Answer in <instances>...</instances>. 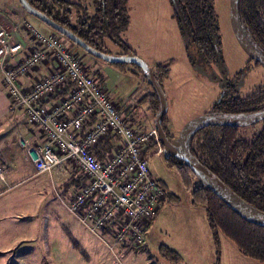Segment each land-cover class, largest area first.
Instances as JSON below:
<instances>
[{"label": "rangeland", "instance_id": "obj_1", "mask_svg": "<svg viewBox=\"0 0 264 264\" xmlns=\"http://www.w3.org/2000/svg\"><path fill=\"white\" fill-rule=\"evenodd\" d=\"M46 1L52 4V0ZM72 1H79L82 8L87 7L88 17L94 14L95 7L90 0ZM8 4L21 7L26 17L40 30L44 32L53 30L46 23L29 14L17 0H0V19L13 18L14 14L8 12ZM137 5H139L138 8ZM230 6L231 0H215V11L222 38L220 50L223 61L221 64L199 63L196 45L189 43L187 46L186 40L181 35L172 0H129L128 25L117 32L122 45L115 43L110 36L104 38V49L109 54L121 55L125 51L124 47L128 46L131 55H136L153 66L167 98L166 124L170 133L175 137L176 143L184 125L193 118L211 112L212 107L228 86H233L235 96L238 97H246L259 90H264V66L252 58L238 41L231 23ZM79 12L83 15L84 9H80ZM75 13L73 22H76L78 18V12ZM87 15L84 18H87ZM21 24L22 21L19 25ZM22 30L25 31L24 28ZM77 51L82 52L80 48H77ZM105 63L119 69L120 73L112 74L113 81L122 88V91L128 95L133 92L132 95L141 100L139 113L145 114L144 111L147 110L148 104L143 105L147 97H143L142 90L147 85L151 89L152 86L138 78L129 76L130 79L126 80V76L120 75L125 72L120 67L140 68L133 63L113 64L106 61ZM252 113L255 111L236 115ZM144 120L139 121L144 122ZM259 126V123L248 125L243 131L247 136H252L258 131ZM147 157L153 175L164 189L165 200L162 201L157 212L158 217L156 218V214L152 220L148 245L143 249L133 250L128 255L130 257L117 253V249L112 251L105 241L91 233L58 202L59 199L54 195L55 187L63 191L65 195L71 196L80 188L81 183L79 187L73 186L70 190H66L64 183L69 175L75 172L76 175L81 176V180L83 179V175L71 162L67 163V174L52 176L56 180L55 185L51 184L52 177L49 174L42 173L32 176V171L25 175L24 182L19 184L11 182L12 187L9 191H6V186L0 184V202L2 198L10 194L17 200L16 209L28 208L29 204L33 207L37 200L40 202L39 190L42 191V201L45 195L47 196L46 207L51 211L53 220H49L48 223L51 231L48 235L43 234V230L38 231V237L32 245L35 253L44 256L42 264H45L46 255L50 257L58 251L56 244L58 237L64 244V247L60 248L63 255L71 260V263L69 261L67 263L65 259L60 264H264V261L246 256L239 246L222 231H219L217 241L212 230L210 231L206 210L203 207L199 209L189 207L188 190L179 172L168 166L165 155L160 151H153ZM43 190L47 193L45 194ZM44 205L45 202L43 209ZM58 214L65 222L55 221ZM40 215L42 223L44 213L41 212ZM66 223L80 231L75 237L80 239L84 249L77 246L75 248L66 246L70 240L63 228ZM203 223L209 229L208 240L207 237H203L201 231L197 233L194 243L187 240V235L192 233L191 229L196 227L199 231ZM10 255L5 251L0 256L7 258ZM87 256H90L89 261ZM49 262L50 258L47 264Z\"/></svg>", "mask_w": 264, "mask_h": 264}, {"label": "built area", "instance_id": "obj_2", "mask_svg": "<svg viewBox=\"0 0 264 264\" xmlns=\"http://www.w3.org/2000/svg\"><path fill=\"white\" fill-rule=\"evenodd\" d=\"M23 27L35 42L25 57L21 55L26 42L0 25V73L11 111L24 110L45 142L34 144L21 133L15 135L14 142L26 150L36 174H67L68 162L78 169L83 175L80 188L66 197L55 187L56 196L112 251L129 243L145 245L152 220L165 200L146 155L152 141L160 142L158 130L137 125L125 115L64 37L40 30L27 17ZM50 56L58 69L23 89L19 77ZM67 86L68 94L46 103ZM91 118L95 120L88 127ZM111 135L118 141L110 152L99 156L101 144ZM0 180L6 182L1 163ZM52 181L56 183L53 177Z\"/></svg>", "mask_w": 264, "mask_h": 264}, {"label": "trees", "instance_id": "obj_3", "mask_svg": "<svg viewBox=\"0 0 264 264\" xmlns=\"http://www.w3.org/2000/svg\"><path fill=\"white\" fill-rule=\"evenodd\" d=\"M29 1L100 51L106 52L105 36H110L115 43L122 45L117 32L128 25L129 0H90L95 7V12L90 17H88V8H82L79 1L52 0V4L46 0ZM172 2L181 35L186 40L187 46L189 43L196 45L199 63L221 64L222 38L215 11V0H172ZM80 9H84L83 15L79 12ZM74 11L78 12L76 22H73L76 14ZM239 14L250 40L264 50V0H239ZM85 15L87 18H84ZM52 31L64 37L76 51L80 48L87 53L61 33L54 29ZM124 48L122 54H130L129 47ZM77 54L79 55L78 51ZM155 75L161 82L156 72ZM234 92L233 86H228L211 112L234 115L264 110V90L246 97L235 96ZM153 93L156 98V116L160 103L154 89ZM165 117L166 115L163 117V127L173 142L175 137L168 129ZM257 123L260 124L259 129L252 136L244 133L245 126L222 125L199 128L191 136L189 148L239 196L264 211V119ZM153 151L163 152L161 142L152 141L146 149V155ZM166 161L169 167L175 168L181 175L183 184L190 194L191 203L205 208L215 239L218 241L219 231H222L246 256L264 261V227L247 221L235 212L211 189L203 185L184 161L173 156L166 157ZM80 181L81 176L74 172L65 181L64 187L66 190H70L73 186L79 187Z\"/></svg>", "mask_w": 264, "mask_h": 264}, {"label": "crops", "instance_id": "obj_4", "mask_svg": "<svg viewBox=\"0 0 264 264\" xmlns=\"http://www.w3.org/2000/svg\"><path fill=\"white\" fill-rule=\"evenodd\" d=\"M138 6L139 5H137V8ZM143 7L144 4L142 5V8ZM147 7L149 8V6ZM7 8L9 13L14 14L13 18L12 19L6 18L5 20L0 19V25H2L9 32H11L16 38L22 39L26 42L27 44L26 51L21 55L22 57H25L26 54L35 46V42L30 37V35L27 34L28 32L26 30L25 31L22 30V28H24L23 18L26 17V13L24 11L22 12L23 9L21 7H18V5L16 4H8ZM18 18L19 20H16ZM20 21H22L21 25H19ZM78 53L83 58L90 72L99 78L102 85L109 92V95L112 98V100L116 104H118V106L121 108L122 112L125 115L127 116L129 115V117L135 124L141 125L144 128H152L153 126H155L156 98L154 96L151 87L147 85L142 90L144 94L143 97L144 98L147 97L146 102L143 105L148 104V106H147V110L144 111L145 114H143V112L139 113V111L141 110V102H140L141 100H138L136 96L132 95L133 92L130 93V95H128L127 93L122 91V88L119 87L116 84V82H114L112 79L113 73H120L119 69H116L115 67L108 65L107 63H105V61H103V59L94 57L89 53H85L83 51L82 52L78 51ZM149 66L154 71L153 66L150 64ZM120 68H122L125 71L122 72L123 74L120 75L126 76L125 77L126 80H129L130 79L129 76H131L133 78H138L144 83L147 82L144 72L141 71L140 69H137L135 67H128V68L120 67ZM57 69L58 66L54 61V58L50 56L47 59H45L43 62H41L37 67L32 69L30 72L20 76L19 84L23 89L28 90L33 86L34 82L37 79L43 78L45 75L49 74L54 70L56 71ZM68 91H69L68 86L61 89V91H59L57 95L50 96L47 99L46 103H52L61 95L68 94ZM140 119H145V120L144 122H142L143 120L139 121ZM94 120H95L94 118L88 120L87 126L90 127L93 124ZM17 133L23 134L27 139L31 140L32 143L37 145L43 144L45 142V138L43 137L41 131L39 130L38 127L32 125L29 122L24 110L11 111L10 98L3 83V76L0 73V137H1L0 163L6 169V182L0 180V184L6 186V191H9V189H11L12 187L10 185L11 182H16L18 184L24 182L25 175L31 171H32V176L39 175L36 174L32 161L26 150L21 149L14 142V138ZM117 141H118L117 136L115 135L108 136L101 144V149L98 152V155L102 157L105 153L110 152ZM66 173H68V169ZM71 175L72 173L69 175V177ZM81 182L82 180L80 181V183ZM52 183L53 181H51V184ZM43 192L45 194L47 193V191L44 190ZM59 193L67 197V195H65L60 190ZM187 193L189 194L188 191ZM39 194L41 196L40 202L37 200V203H35L33 207L29 204L28 208L23 207L16 209L15 207L17 206V200L14 199L13 196L10 194H8L7 196L1 199L2 201L0 202V255L5 251L11 255L8 256L7 258H1L0 256V264H42L43 263L42 259H44V256L40 253L38 254L35 253L34 250L32 249V245L35 244L34 241L35 238L38 237L37 236L38 231L43 230V234L45 235H48L50 233L51 227L49 228L48 223L49 220L50 221L52 220V214L51 211L48 210V208L46 207L47 199H48L47 196L45 195L42 201L41 190H39ZM189 198H190V194H189ZM44 202L45 205L43 209L42 206ZM189 202H190V206H189L190 208L199 209V206L193 205L191 203V200ZM41 212L44 213V220L42 223H41V215H40ZM158 215L159 213L157 214L156 218L158 217ZM55 221L65 222V220L60 215L58 216L57 219H55ZM63 228H65L64 231L68 233V236L70 238L69 243H67L66 246L69 245V247L71 248H75V246L79 248L84 247L80 239H77L75 237V235L80 231L71 227V225L69 226L67 223L66 225H63ZM195 228L196 227L191 229L192 233L191 235H187V240L191 241V243H194L197 238V233L200 231L203 233V237L204 238L207 237L208 240L210 236L209 229L204 223L199 228V231L197 228L195 230ZM149 235L150 234L148 233L147 242L145 245H143L142 248H137L129 243L123 246H119L117 248V253L121 255L123 254L122 256L125 257H130L128 255H130V253L133 250L137 251L145 248L148 245ZM56 241H57L56 244L58 251L54 252L50 257L46 255L45 264L48 263L49 258H50L49 264H58V263L60 264L61 262L63 263V261L68 258V257L65 258V256L63 255V251H61L60 249L64 247L63 246L64 244L62 243V240H60V237H58V239L56 238ZM89 259L90 256H87L88 261ZM68 261L71 263V260L67 259V263Z\"/></svg>", "mask_w": 264, "mask_h": 264}, {"label": "water", "instance_id": "obj_5", "mask_svg": "<svg viewBox=\"0 0 264 264\" xmlns=\"http://www.w3.org/2000/svg\"><path fill=\"white\" fill-rule=\"evenodd\" d=\"M18 1L29 14L37 17L51 28L67 37L69 40L75 42L92 56L103 59L108 63H133L138 65L144 72L147 82L153 87L159 99L160 108L155 116V127L158 130L164 155L166 157L173 156L184 161L196 174L198 180L203 185L211 189L235 212L247 221L264 227V211L253 206L239 196L218 175L202 163L189 148V140L193 133L199 128L222 125L237 127L252 125L264 119V110L256 111L255 113L249 115H226L213 112L206 113L188 121L182 128L177 143L172 142L163 127V117L168 111L167 98L161 82L157 79L155 72L145 60L136 55H111L108 52L100 51L88 44L71 29L58 23L49 15L33 6L29 0ZM230 17L234 33L242 47L252 58L256 59L264 66V50L250 40L241 22L239 14V0H231Z\"/></svg>", "mask_w": 264, "mask_h": 264}, {"label": "flooded vegetation", "instance_id": "obj_6", "mask_svg": "<svg viewBox=\"0 0 264 264\" xmlns=\"http://www.w3.org/2000/svg\"><path fill=\"white\" fill-rule=\"evenodd\" d=\"M173 142H175V140Z\"/></svg>", "mask_w": 264, "mask_h": 264}]
</instances>
